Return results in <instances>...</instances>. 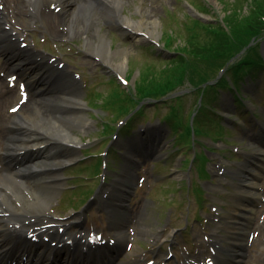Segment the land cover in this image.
<instances>
[{"label": "rangeland", "instance_id": "1", "mask_svg": "<svg viewBox=\"0 0 264 264\" xmlns=\"http://www.w3.org/2000/svg\"><path fill=\"white\" fill-rule=\"evenodd\" d=\"M12 1L17 5L20 4L21 11L19 15H11L8 19V23L14 24H12L11 29L17 32L18 34L16 36H18L19 40L26 44L28 49L27 52L29 53L31 50V53H29L30 57H34V60H39V57H44V60L53 59L55 63L60 64L59 67L54 66L55 69H53L56 72L63 76L66 74L68 79H74L78 82L80 99L84 103V105L80 107L83 108L82 113L88 119L90 127H88L85 132H80L75 129L72 130V132L84 138V141L88 144L85 145L83 149L88 150V153H91V155L96 153L95 155L99 156L98 153H106V149L111 145L115 147V149L111 148L108 152L109 165L104 163V165L109 166V169L112 168L113 170L109 171V173L113 172L111 173L112 178L109 185L103 186L102 188L99 186L97 188L96 199L95 197L94 199L92 198L94 202L90 205H84L82 203L83 201L80 202V200H77L75 202L76 208H78V210L80 209L77 214H73L72 211L67 210L64 204L60 203L59 205L56 200L59 196L61 197V192L66 189L67 184L70 183L71 177H73L75 172V180L72 182L70 191L62 193V196L66 197L63 198L64 203H66L65 205L69 203L70 208L73 207V202L75 201L73 198L77 196V192H84L90 188V186L94 185L95 180L97 186L102 180L101 176L105 168V166L103 169L101 168V166L103 167V165H101V159L94 156L86 162L77 163L73 168L71 167L73 164L61 166L53 175H46L44 177L46 180L52 179L53 182L57 180L55 183L59 182L58 186L55 188V194L49 201L47 210L49 216H46V219L49 220V218H52L58 223H70L71 225L72 222L77 219L76 217L80 215V218L83 220L81 227L76 228L70 226V232L80 230L86 233H102L104 237L111 235V232L106 231L107 219L103 214V206H101L103 200L102 193L108 189L109 186L114 185L119 187L114 184V181L120 177L121 173H126L127 178L136 183V186L130 199L125 204V212L128 213L130 210L132 217L136 218V213H138L141 208H144L148 217L145 223L149 225L151 234H144L145 237L142 233H138V236H136L138 239H141L145 247L148 248V250L144 252L146 255L143 260L138 255L142 254V252L133 246L131 247V251L134 252V254L119 256L117 262L129 260L130 263L137 264L138 262L150 259L154 260L153 264H158V262L164 260L169 242L172 240V238L168 237L170 234L174 235L173 229L179 226V224H177L178 220H175V216L172 217V220L175 222L163 224L166 223V219H164L165 211L168 209L180 213V208L186 206V216H188L190 211L189 206L191 201H193L194 203L196 202V207L198 209L194 219L199 220L201 213L206 212V207L208 208V213L203 214L204 225L194 228L191 233V238L186 245L180 242L177 250L174 246L172 250L178 258L182 257L185 259L186 256L192 257L195 254L197 255L196 260H192L201 261L211 253V232L212 228L218 223L214 221L217 214H219L218 217L221 214L219 220L222 223V226L220 224V233L228 236L226 239L228 243L237 242L238 240L235 239L238 237L237 234L233 235L230 230L237 232L233 223H235V221H244L239 217L228 218L226 215H230L231 213H233V215L238 214L243 208H247V210L250 211L249 214L251 218L250 221H245L247 226L243 235V242H241L243 246L239 249L242 254L241 264H264V72L260 71L255 75H245L241 78L240 94L243 96L242 101L245 104L244 106L237 105V107H233L230 102L231 93L225 88H219L220 93H218L216 100L212 102L214 106L212 115L222 117L219 121L230 127V130H227L226 133L222 131L223 127L221 125H215L212 121V123H210V121H207L204 117H202V124L198 120H192L193 116L191 117L188 112L195 108L197 99L195 94L186 90L189 94L184 97L183 104L177 99L174 100V103L168 109V102H166V104L160 102L154 105L151 104L152 102H148L144 114L132 120L134 127L130 130V133L125 131L123 132L124 134L118 138H115L113 134L115 133V127L121 125V120H123L122 118L113 120V118L121 112L120 108L123 104L121 101L129 97V94L123 85H117L115 81L111 78L109 79V77L122 76L126 75L128 72H132L135 81V79H138L139 72L142 71L146 65H148L147 69L152 67L153 69L159 70L164 65L163 60L166 56L167 58L171 56L170 54L168 55L167 52L161 50L162 30L176 28L178 33L176 36L178 37L181 35L183 37L185 29L179 28L178 25L179 20H182L187 12L198 13L202 15L205 20L219 18L223 16L225 12V4H222L224 1L122 0L120 11L123 15L135 21L141 20L142 18L147 21H156V36L155 38L150 37V40H154L158 43L154 46L150 44L151 42L133 41L128 36L123 35L115 29V24L110 23L102 17H100V21L97 24L98 29H95L98 19H96L92 25H88L89 27L87 28L81 27V20L78 19L76 25L73 26L74 31L72 34H64L66 32V26L61 25V23H58V27L52 32L49 26L45 24L46 22L29 6L26 0L23 3V0H9V4L6 3V0H0V9L5 12L8 10V6L12 4ZM199 1L201 2L199 3ZM202 1H205V3L209 5L208 11L206 10L203 12L197 8V4H201ZM55 5L56 3L52 6L50 5V7L55 8V10H57L56 8L58 7L61 8L59 12L56 13L55 11V14L61 15L62 6L53 7ZM227 6H229V4L226 5V8ZM50 7L47 3V6L45 5L42 9H51ZM85 36L89 44L93 41L95 43L99 42L105 37V50L108 48L115 54L111 56H100L92 53L89 49V44L86 43ZM149 46L152 48H149ZM259 46L260 50L264 52L263 40ZM122 50L126 51L125 57ZM150 50L163 52V59L158 60L153 58L149 53ZM110 58L111 62L116 64L125 58L123 69L119 71L109 65L108 60ZM5 62L6 57L3 52L0 51V79L2 78L4 81L3 85L0 82V94L4 86L14 89V92L17 91V87L9 86V80H7L6 77L9 75H16L17 81L19 72L6 67L4 64ZM52 83L53 82H45L43 84L44 86L48 84L50 87ZM50 90L51 89L47 90L46 94H49ZM28 94H31L30 91H28ZM31 99L30 103H33L34 101ZM109 102L117 105L116 112L112 113L111 110L106 109V104ZM15 104H18V95H14V97L10 98L3 105H0V109L2 106L4 113L15 115L20 113L22 107V104H20L19 110L17 109L16 112H12L11 107ZM87 105L94 109H88ZM119 105H121V107ZM251 112L255 113L256 117H253ZM164 115L167 116L166 121H168L171 128L176 144L174 146L175 148L178 147L181 149L180 158H178L179 154L172 146L171 135L166 131L164 133V129L161 127L162 124L159 122ZM112 121L113 123H111ZM154 121H157V132L161 133V138L152 156L145 160L141 159L142 157L140 156H134L133 158L138 160L136 165L139 166L131 163L121 165V161L117 158L119 151L124 154L126 151L123 150V146L132 145V143L147 137L151 132L157 133L154 131L155 129L153 127H150L151 124H154ZM105 122L110 123L109 132L107 133L102 132V125ZM148 122L151 124L149 125ZM214 125L216 127L215 130L208 129V127ZM216 132L218 133L217 137L219 139L222 138L223 145L229 146L230 144V147L227 148L228 150L226 148L222 149L219 142L212 145L215 141ZM3 141L4 134L0 131V151L4 143ZM208 141L211 144H208ZM136 147L140 149L141 152L145 151L141 149L142 145H140V143H138ZM77 149L79 150L80 146ZM213 153H224L223 156L229 159L228 161L230 162L225 161L220 155ZM78 155L77 153V156ZM128 156L130 155L128 154ZM83 157L89 156L84 154ZM176 159H178V164H176L178 168L174 165V162L176 163L174 160ZM249 159L252 160L251 163L248 162ZM156 161H158V163H154L152 166L154 171L158 169V172L154 174V179L152 180L153 177L151 173L153 169L151 163ZM0 164L2 165L1 160ZM221 164L229 171H233V173H223L222 176L225 180L221 179L217 173V166ZM93 169L97 172V175L96 172L92 174L93 172L91 170ZM177 169L183 173L186 172V175L181 177L182 173L177 171ZM240 169L243 170L245 176L256 182L254 186L249 185L250 182L247 183L242 181L243 177ZM250 172L258 173L257 177L252 178ZM173 173L177 175H173ZM11 178L12 180L8 186L17 191L20 195L24 191V186L32 184V180H34L30 177L25 179L18 177ZM148 180L150 181L148 182ZM209 180L213 184L208 183ZM25 181L27 183L23 186L21 182ZM201 182H205L203 183L205 189H203V186H200L202 185ZM125 184L129 185V182L125 181ZM68 186L70 187V185ZM29 188H31V186ZM146 190L148 191L149 203L145 202L147 196ZM204 192L207 193L208 204L205 203L206 199ZM7 202L12 203L14 206L15 204L19 206V204L23 203V200L20 199V197H14L13 199L7 198ZM109 202L113 203L114 201L109 200ZM153 203L158 205V207H155ZM220 203L223 206V212L217 213L216 209H211L213 205L216 206V208L222 207ZM205 205L207 206L205 207ZM158 208L160 209L158 212L159 214L166 208L162 212L160 219H157L154 214L156 212L155 210ZM94 210H96L98 214L101 213L103 218L102 216L96 215ZM34 213L38 214V211H34ZM244 213L246 212L243 211L240 214ZM4 214L5 213H0L2 216ZM88 214L90 215V219L88 218L87 220L86 215L88 216ZM156 220L159 222H156ZM191 221L192 219L189 220L188 218L185 222L186 225L191 224ZM134 223L135 222H132L131 224ZM226 223H229L231 226H228ZM165 228L167 234L160 238V231ZM179 240L180 238L178 237L176 241ZM221 243L220 241V244ZM222 244L227 245L226 242ZM180 264H185V260H180Z\"/></svg>", "mask_w": 264, "mask_h": 264}, {"label": "bare ground", "instance_id": "2", "mask_svg": "<svg viewBox=\"0 0 264 264\" xmlns=\"http://www.w3.org/2000/svg\"><path fill=\"white\" fill-rule=\"evenodd\" d=\"M121 1L26 0L52 32L59 21L66 26L64 34H72L73 26L78 19L81 20L83 28L89 27L88 25H92L98 19L95 25V29H98L97 24L102 17L117 25L122 34L130 35L134 41L155 36L156 21H147L144 18L137 21L130 19L121 13ZM6 3L9 4V0H6ZM47 3L61 5V15L55 14L50 9L43 10L42 7L47 6ZM19 5L12 1L8 10L0 11V51L8 55L7 67L20 71V77L27 80L33 91L30 94L32 99L28 97L20 113L6 116L2 106L0 109V131L4 134V153L1 157L7 160L6 168L0 175V212H7L4 218L0 217V262L9 257V260L14 259L10 264H85L86 260L94 261V264H104L103 251L97 247L103 243L99 238L95 240L96 236L85 235L77 230L70 233V225L65 227L69 232L66 230L59 232L58 228L62 225L56 220H41V217L47 213L46 204L49 203L57 186V183L53 184L54 182L50 184L44 182L43 176L49 170L47 167H52L50 173H54L55 167L70 161L74 156L75 146L80 141L78 135L72 130L84 131L90 124L80 111L79 106L83 103L78 96L77 84L73 85L65 78L51 79L56 76V72L52 70L54 63L52 66L48 61L37 62L30 57V52L22 48L16 49V43L13 42L14 32L6 31V29L12 28L13 23H8L9 17L20 14ZM135 31L142 32L143 36ZM84 38L89 44L87 37ZM105 43L106 38L103 37L99 42L93 41L89 44V49L100 56L115 54L108 48V51L105 50ZM12 45L16 49L13 51L20 52L19 55H12L10 49ZM122 52L125 57L126 51L122 50ZM124 60L116 64L112 63L110 58L108 62L114 69L121 71L125 65ZM0 81L3 83L2 79ZM45 81H53L55 85L45 88L52 89L49 94L39 95L36 91L44 90L42 84ZM45 92L42 91V94ZM15 94L13 89L4 87L0 94V105ZM30 99L34 101L32 104ZM27 174L34 180H32L31 188L25 187L21 195L8 186L12 175L20 177ZM14 197H20L23 203L14 206L7 202V198ZM34 211H39V214L33 215ZM32 217L34 220H31ZM76 218L78 221L80 215ZM76 220L71 226L81 225ZM46 233L48 236H44ZM116 241L122 244L125 238L119 235ZM62 242L67 243L65 245L70 247V251L63 255L61 253L58 257L55 250L62 245Z\"/></svg>", "mask_w": 264, "mask_h": 264}, {"label": "trees", "instance_id": "3", "mask_svg": "<svg viewBox=\"0 0 264 264\" xmlns=\"http://www.w3.org/2000/svg\"><path fill=\"white\" fill-rule=\"evenodd\" d=\"M223 1L225 14L221 20L204 23L192 19L189 23L183 22L184 43L174 48L179 54L157 72L154 69L141 72L140 81L135 85L134 95L138 98H134L133 94L126 97L121 101L123 108H128L139 98L166 95L185 81L207 96L214 87L208 81L215 77L219 68L225 67L236 82L240 72L264 67L258 48L254 45L246 48L238 59L230 60L251 39L264 38V0ZM172 33L165 36L168 47L173 40ZM226 62H229L227 66ZM219 84L228 85L224 78Z\"/></svg>", "mask_w": 264, "mask_h": 264}, {"label": "snow or ice", "instance_id": "4", "mask_svg": "<svg viewBox=\"0 0 264 264\" xmlns=\"http://www.w3.org/2000/svg\"><path fill=\"white\" fill-rule=\"evenodd\" d=\"M16 109H12V111H15Z\"/></svg>", "mask_w": 264, "mask_h": 264}]
</instances>
